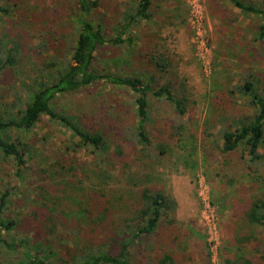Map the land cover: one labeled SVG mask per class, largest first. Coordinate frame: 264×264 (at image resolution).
Listing matches in <instances>:
<instances>
[{
  "label": "rangeland",
  "instance_id": "obj_1",
  "mask_svg": "<svg viewBox=\"0 0 264 264\" xmlns=\"http://www.w3.org/2000/svg\"><path fill=\"white\" fill-rule=\"evenodd\" d=\"M161 1L167 2V7L164 10L166 15L170 14L166 17L167 22L172 25L171 19L178 17L179 21L175 23L177 27L173 28H184L187 39L180 46L176 34L170 30L171 28H164L160 32L153 33L149 30L152 29L148 23L149 19L146 22H141L134 27L139 33V38L136 39L132 47L139 49L142 54L134 63L136 66L134 73L142 72L140 75H146V77L152 74L157 80L165 82L171 79L178 88L184 89L185 95L190 101L187 102L185 116L177 118L173 106L164 100H156L150 96L151 120L147 124V129L151 139H163L172 132V124L183 120L186 124L185 136L191 133L201 146L202 142L215 145L216 143L213 141L216 138L219 141L220 118L223 115L235 116L251 112L247 104H244L245 99L237 93V86L241 85L248 77V73L253 70L256 71L257 83L259 81L258 87L263 88L264 86V40L254 39L260 18L243 12L228 0ZM161 1L154 0L151 5L153 13L160 8ZM246 1L253 3L254 6L264 7V0ZM170 2L173 3V6L170 5ZM132 4L133 0H99V5L93 13V20L100 21L110 30L111 26L115 24V19L121 13L124 14L123 9ZM193 7L200 9V13H202L208 53H205L208 50H205L197 41L193 25L195 21L191 20L194 16ZM70 8L69 0H0V54L2 57L9 55L14 60L13 65L7 64L0 72L1 115L7 114L5 111L6 107L10 106L9 104L26 101L27 92H29L28 86L31 85V81L35 82L43 77V75H38L39 71L50 57L55 56L62 59L68 55L67 47L71 42H74L73 37H70L71 34H74L76 26ZM3 9L5 11H2ZM169 30L170 32H168ZM54 31L55 34L51 35ZM58 33L62 34L60 39L56 37ZM160 33H171L167 35V43L164 42L165 35H160ZM149 35L154 36L152 40L159 49H165L171 56L173 69L166 76L157 77L155 68L147 61L144 45L146 40L150 39ZM13 49L17 52L14 53ZM126 50V46L123 48L103 46L95 53V67L99 70L105 69L106 72L116 71L122 75L133 74L128 69L125 70L124 67L122 69L114 67L119 61L117 57L124 56ZM205 59H207L206 64L202 63ZM131 65L133 66V64ZM132 101L133 96L128 90L112 86L104 80L84 87L78 92L57 95L56 103L60 108L68 110L71 114H76L84 127L106 137L108 148L102 153L105 156H110V162L116 159V172L119 174L107 186H99L100 192L92 191L91 184L89 181L87 182V179L82 182L85 189L84 187L80 188L81 184L66 186V190L63 192L51 189L52 194L61 198L58 208L62 212L61 215H55V217L60 218L58 219L59 223L56 224L60 227L62 234L51 239L53 254L48 260L49 264H76L69 260L68 252L84 253L78 248L82 246L83 241H89L88 238L81 239V236L88 230L85 221L90 218H78L76 210L79 207L85 209L95 207L100 212H105L103 219L99 220L102 224L115 219L116 224L122 226L123 219L128 216V211L132 210L122 205L126 204L123 199L124 195L128 203H133V199H129L127 196L135 199L139 197L138 187L126 184V179L121 174L123 173L121 164L124 161L129 162L132 169L137 170L144 169L143 163L145 162L152 163V160L145 159L138 147L134 146L135 144L127 138V131L125 132L128 127H134L132 124L136 119L131 108ZM22 136L30 143L31 152L30 157L28 156L26 174L22 179L17 178L14 175L13 161L0 155V184L5 183L7 187L12 188L5 215L17 220L15 226L5 237L7 239L27 237L31 241L34 238L39 239L41 234L34 236L35 234L32 232L36 220L28 217L31 216L32 210H37V205L43 201L44 194L43 191L30 194L28 192L37 188L38 184L47 182L49 186L53 184L41 169L52 166L56 156L59 155L66 165H69L70 158H75L80 171L85 170L91 174L93 168L89 162L92 154L86 147L77 150L76 153L68 151L67 146L76 138H73L69 131L59 123L51 121L47 116H43L34 128L23 132ZM184 139L189 145V138L184 137ZM188 150L190 151V148ZM260 152L264 155V148H261ZM209 153L211 152L209 151ZM196 155H198L199 163L194 170L183 167L182 158L168 162L167 165L164 163L158 165L159 168L153 178L156 183L154 187L163 188L166 186L164 193L169 203V207L163 209L162 226H168V221L176 218V200L171 194V189L173 188L175 192V188H177L179 198L182 200L180 202L182 212L180 220L182 218L183 220H194L199 230H205L206 237L209 236L208 238L212 240L211 253L208 246L203 244L205 264H228L225 262L227 255L231 254L230 256L233 258L234 255L240 253L239 248L236 247V238L247 234H254L255 239L244 242L243 251L246 255H250L253 262L264 264V226H251L243 217V212L254 195L264 191V158L257 163H252L248 157L243 161L240 158V151L231 153V160L239 161L234 165V168L237 167L239 171L235 170L234 175H231L228 169L221 168L218 157L212 161L210 167L218 169L221 178L214 177L215 181H212V184L209 182V184L207 179L209 176H213V170L205 167L211 156L204 157L200 152ZM162 159L165 158H161V161ZM157 160L160 161V158ZM247 162L254 167L253 170L248 169L249 172L244 171ZM102 166L107 167L106 163ZM148 167V169L152 168L150 165ZM241 167L243 169L240 170ZM225 176H234V184H227ZM179 177L181 181L185 180L186 182L179 183ZM175 182L176 184L173 186ZM168 186H170V190ZM54 187L56 188V186ZM57 188L59 189L61 186H57ZM211 195L212 199L214 198V203L225 197L223 207H219V204L216 203L218 211L216 209L213 211L211 207L215 228H208L206 219L202 215L205 206L208 205L207 199H211ZM225 205L228 206L227 209L224 208ZM79 227L82 229L81 236L73 232ZM169 227L171 228L163 230L158 241L171 234L172 226ZM98 236L103 240L106 238L104 235ZM148 238L131 248L133 264H149L148 256L151 253L141 247L143 243L152 245L149 244L151 239ZM92 240L94 242L95 238L93 237ZM32 250L25 246L17 247L16 250H7L2 246L0 248V264H10V261L23 259L26 255L33 253ZM60 256L65 258L64 262L57 259ZM184 257L198 260L197 263L195 261V264L200 263L199 254L195 250L184 253ZM188 259H183L181 264H190Z\"/></svg>",
  "mask_w": 264,
  "mask_h": 264
},
{
  "label": "trees",
  "instance_id": "obj_2",
  "mask_svg": "<svg viewBox=\"0 0 264 264\" xmlns=\"http://www.w3.org/2000/svg\"><path fill=\"white\" fill-rule=\"evenodd\" d=\"M136 1L135 5L123 9L124 14L121 13L115 19V24L109 30V27L100 23V21L95 22L93 20V13L99 5V0H69L71 3L70 10L74 15L73 20L76 26L74 34H71L70 37H73L74 42H69L70 46L67 47L68 55L62 59L55 56L50 57L39 71L38 75H43V77L35 82L31 81V85L28 86L29 92H27L26 101L24 103L22 101L11 103L9 107H6L5 112L7 114H0V155L13 161L14 175L17 178L22 179L26 174L28 156L30 157L31 153L30 143L25 140L22 133L34 128L43 116L59 123L72 134L73 138H76L67 146L68 151L71 150L76 153L77 150L85 147L90 149L92 158L89 163L93 168L91 174H88L85 170L80 171L75 158H70L69 165H66L58 155L54 163L51 164L52 166L41 169L53 184L52 186H49L48 182L38 184L37 188L28 192L30 194L43 191L44 194H42L43 201L37 205L38 211L32 210L31 216L28 217L36 220L32 232L35 234L34 236L41 234L39 239L34 238L31 241L27 237L19 239L14 237L7 239L5 237L15 226L17 220L5 215L12 188L7 187L5 183L0 184L2 186L0 188V248L3 246L7 250H16L17 247L25 246L34 251L23 257V259L10 261V264H49L48 260L53 254L51 239L62 234L60 227L56 224L59 223L58 219L60 218L55 217V215H61L62 212L58 208L61 198L52 194L51 189L63 192L66 190V186H78L80 184L81 188L84 187L83 180L87 179V182L89 181L91 184L90 189L100 192L99 186H107L119 174L116 172V159L110 162V156H105L102 153L108 148L106 137L84 127L76 114H71L68 110L60 108L56 103L58 94L78 92L82 88L91 86L101 80L112 86L128 90L133 96L131 108L136 119L132 124L134 127H128L125 130L128 133L127 138L135 144L134 146L138 147L145 159L152 160L150 164L149 162L143 163L145 170L132 169V165L127 161L121 164L123 167V173L121 174L122 177H125L126 184L139 189L137 199L127 196L129 199H133V203H128L124 195L123 199H125L126 204L122 205L132 210L128 211L129 214L123 219L122 226L117 225L115 219L102 224L99 220L103 219L105 212H100L95 207L86 209L79 207L76 210L78 218L88 217L90 219L85 221L88 230L83 236L80 235L82 232L80 227L73 230V232L80 235L81 239L84 237L88 238L89 241H83L82 246L78 248L79 251L83 250L84 253L74 252L73 254L71 251L68 252L69 260L72 263L133 264L131 262V248L149 237L148 239H151L149 244L152 245L143 243L141 246L151 253L148 256L149 264H175V253L166 241L175 242L178 235L173 233L161 238L159 240L160 244H158V238L161 237L164 229L171 228L169 226H172V230L176 228L173 219L168 221V226H162L163 224H161L163 209L169 207V203L164 189L154 187L156 183L153 178L159 168L158 165L163 163L167 165L168 162L182 158L183 167L194 170L199 163L196 153L200 152L204 157L211 156L205 168L213 170V176H209V180L206 178L208 183L211 182L212 184V181H215L214 177L219 176L221 178L219 170L210 167L214 159L219 157L218 161L221 163V168L228 169L230 174L234 175L235 170L239 171L237 167L234 168V165L239 161H232L231 153L240 151V158L244 161L248 157V160L252 163H257L264 158V155L260 152V149L264 148V86L263 88L258 87L259 81L257 83L256 71L254 70L250 71L248 77L236 88L237 93L240 94L238 95L245 99L244 104H247L251 112L235 116L231 114L223 115L220 118L219 141L217 138L213 141V143H216L215 145L202 142L201 146L200 142L196 141L191 133L185 136L186 124L183 120L171 125L172 132L165 137L166 139H151L147 129V124L151 120L150 96L156 100H164L173 106L177 118L185 116L187 102L190 100L185 95L184 89L178 88L171 79L165 82L157 80L152 74L146 77V75H140L142 72H139V74L134 73L136 69L134 63L142 55L139 49L132 47L136 39L139 38V33L134 27L149 18L152 5L151 0ZM231 2L243 12L260 18L254 39L257 41L264 40V7L254 6L253 3L246 0H231ZM2 11H5V9ZM53 34H55V31L51 35ZM56 37L60 39L62 34L58 33ZM152 39H154L153 35L150 36L149 40H146L145 49L143 48L146 51L147 61L155 68L158 74L157 77L166 76L173 69L171 56L165 49H159ZM103 46L114 48L126 46L125 55L122 56L123 58L117 57L119 61L114 67L120 69L124 67L125 70L128 69L133 74L126 73L122 75L116 71L106 72L105 69H101L102 71L97 69L94 65L95 53ZM13 52L16 53L17 50L13 49ZM7 64L13 65V58L9 55L2 57L0 54V72ZM184 137L189 138V145L186 144ZM188 148H190V151ZM159 158L160 161L157 160ZM161 158L165 159L161 161ZM105 163L108 168L102 166ZM149 165L152 166L151 169H148ZM253 168L247 162L244 171L249 172ZM241 169L243 168L241 167ZM225 177H227V184H234V176ZM221 180L223 181V179ZM57 186H61V188L58 189ZM84 195L86 194L84 193ZM213 199L211 195V204L218 211L216 203L219 204V207H223L225 197L221 198L222 202L219 199L214 203ZM224 208L227 209L228 206L225 205ZM243 217L251 226H264V191L261 194L254 195L248 207L244 210ZM98 235H104L105 240L99 238ZM93 237L95 238L94 242ZM251 239H255L254 234L238 236L236 247L239 248L240 253L235 255L234 258L228 256L225 258V262H228V264H257L252 261L250 255L247 256L243 251L244 242ZM203 244L206 247L208 246L206 232L203 234ZM183 258L185 257L183 256ZM57 259L64 262L65 258L60 256Z\"/></svg>",
  "mask_w": 264,
  "mask_h": 264
},
{
  "label": "crops",
  "instance_id": "obj_3",
  "mask_svg": "<svg viewBox=\"0 0 264 264\" xmlns=\"http://www.w3.org/2000/svg\"><path fill=\"white\" fill-rule=\"evenodd\" d=\"M161 1V0H160ZM172 1V0H171ZM231 2V0H228ZM154 0H151V3H153ZM137 3L136 0H133V4L135 5ZM166 1H161L160 3V8L158 10H156V12L153 13V11L151 10L150 12V16H149V21L148 23H150L152 29L150 28V31L156 32V31H161L164 30V28H171L170 30H172V32H174L176 34V39L177 42L179 43V45H183V42L186 38V32L184 30V28H173V27H177V25H175V23H178L179 19H177L178 17H173L171 19L172 25H170L167 22V16L170 14L166 15V12H164V10L166 9L167 5H166ZM173 6V3L170 2ZM165 4V5H162ZM177 7V6H176ZM172 8V7H170ZM166 15V16H165ZM147 19V20H148ZM146 22V20H144ZM144 21H141L142 23ZM174 29V30H173ZM170 30L168 32H170ZM171 34V33H168ZM168 34H161L160 35H165V40L164 42L167 43L168 39H167V35ZM180 68V67H179ZM181 77V76H180ZM180 178V177H179ZM179 183H185V180L178 181ZM176 182L173 183V186H175ZM165 187H163V189L165 190ZM170 188V186H168V189ZM170 190V189H169ZM171 194L175 197L176 200V205H175V212H176V218L173 219V223L174 227L173 228L171 234L176 233L178 235V239L175 240V242L172 241H166L168 244H170V246L172 247L173 252L175 253L176 256V261L175 264H181V262H183V259H188V258H183L184 253H190V250H195L198 254H199V258H200V263L199 264H205L206 263V257H205V248L203 246V232L199 230V228L196 226L197 224H195L194 220H190V219H186V220H180L181 218V207H180V202L182 201L181 198H179V192L178 189L175 188V192L173 190V188L171 189ZM183 217V216H182ZM180 232V233H178ZM185 235V236H184ZM200 249V250H199ZM231 255V254H230ZM230 255H227L230 256ZM249 256V255H247ZM235 257V255H234ZM233 257V258H234ZM189 260V259H188ZM198 262V260H190L189 262H191L192 264H195ZM190 263V264H191Z\"/></svg>",
  "mask_w": 264,
  "mask_h": 264
},
{
  "label": "built area",
  "instance_id": "obj_4",
  "mask_svg": "<svg viewBox=\"0 0 264 264\" xmlns=\"http://www.w3.org/2000/svg\"><path fill=\"white\" fill-rule=\"evenodd\" d=\"M192 12L194 13V16H193V18H191V20L194 19V21H195L193 23V25H194L195 32H196L197 41L199 42V45H201L205 50H208L205 53H208L209 48L207 47L206 33H205V31H203L204 22H203L202 15H201L202 13H200L201 12L200 9H197L195 7H193ZM202 32H204V33H202ZM206 62H207V59L202 61V63H204V64H206ZM207 200H208V205L205 206L202 215L206 219L207 227L208 228H215L216 224L214 221L213 213L211 212V207L213 208V211L215 210V208L211 204L210 199H207ZM206 215H207V218H206ZM208 237L209 236H207V242H208L209 251L211 253L212 252L211 251L212 240H210Z\"/></svg>",
  "mask_w": 264,
  "mask_h": 264
}]
</instances>
